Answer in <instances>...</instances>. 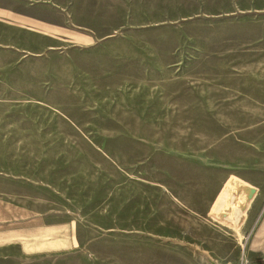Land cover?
I'll list each match as a JSON object with an SVG mask.
<instances>
[{
	"label": "rangeland",
	"instance_id": "1",
	"mask_svg": "<svg viewBox=\"0 0 264 264\" xmlns=\"http://www.w3.org/2000/svg\"><path fill=\"white\" fill-rule=\"evenodd\" d=\"M31 1L0 0L56 27L0 11L52 35L0 21V264H211L182 200L263 107L264 0Z\"/></svg>",
	"mask_w": 264,
	"mask_h": 264
},
{
	"label": "crops",
	"instance_id": "2",
	"mask_svg": "<svg viewBox=\"0 0 264 264\" xmlns=\"http://www.w3.org/2000/svg\"><path fill=\"white\" fill-rule=\"evenodd\" d=\"M29 3L33 4L31 0ZM0 11L38 26L52 30L56 28L39 16L35 18L5 8H0ZM0 21L16 24L36 34L52 36L51 33H45L31 25L11 21L6 16L0 17ZM68 35L76 34L68 32ZM262 70L264 71V62ZM261 98L263 107L259 110H254L246 103L243 109H231V171L229 169L227 173L218 174L214 179V195L209 201L203 200V205L207 208L199 209L197 202L189 201V197L183 196L182 203L192 208L185 212L211 219L212 233L210 241H206L210 248L203 251L211 264H264V89ZM229 181L233 205L214 210ZM238 200L241 202L240 210L236 209Z\"/></svg>",
	"mask_w": 264,
	"mask_h": 264
}]
</instances>
